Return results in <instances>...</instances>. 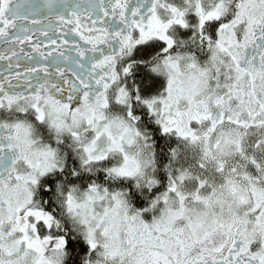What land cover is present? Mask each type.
<instances>
[{
	"label": "snow or ice",
	"instance_id": "1",
	"mask_svg": "<svg viewBox=\"0 0 264 264\" xmlns=\"http://www.w3.org/2000/svg\"><path fill=\"white\" fill-rule=\"evenodd\" d=\"M0 264H264V0H0Z\"/></svg>",
	"mask_w": 264,
	"mask_h": 264
}]
</instances>
